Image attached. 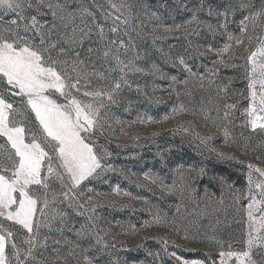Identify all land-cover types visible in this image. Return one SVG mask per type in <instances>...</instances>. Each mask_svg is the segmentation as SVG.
<instances>
[{"label":"snow or ice","instance_id":"1","mask_svg":"<svg viewBox=\"0 0 264 264\" xmlns=\"http://www.w3.org/2000/svg\"><path fill=\"white\" fill-rule=\"evenodd\" d=\"M174 5V9H168L169 15L173 10L183 9L190 11V18L184 23L167 25L157 12H149L148 6L140 0L136 3L110 0L108 8L95 2L85 3V0H0V264H69V257L76 259L75 249L81 247L79 241L90 238L94 243H90L89 248L95 249V255H84L83 264H99L96 257L105 254L111 258L109 245L93 231L96 227L93 223L68 229L75 232L76 242L42 234L41 230L47 229L48 233L55 231L62 236L69 212L56 208L58 202L63 204L67 201L69 209H84L78 213L81 216L95 211L96 205L85 208L83 203H79L78 194L73 190L85 180L109 170L102 168L100 155L91 140L96 133L104 135L108 110L120 103L122 87H130L125 78L127 73L142 71L132 59L126 62L121 58V49L126 56L129 48L134 47L127 29L131 27V21L139 20L141 14L157 21L151 31L142 36L150 38L153 45L168 35L182 33L189 45L186 54L191 52L192 55L203 56L215 53L219 57L206 75L194 72L183 55L171 61L174 67H180L188 74L185 84L194 79L203 89L207 81L209 88L215 86L217 98L220 92L227 91L232 82L229 79L227 84L216 83L221 66L235 68L232 61L238 57L233 50L243 48L246 56L239 58L245 61L241 67L247 81L248 96L245 98L250 100L244 110L247 117L244 126L250 128L251 133L264 135V0H227L223 10L213 8L206 0H197L191 8L184 0H174ZM160 7L167 6L161 4ZM205 12L207 17L215 19V23L211 19L200 18V14ZM237 13L242 14L238 22L239 35L229 31ZM9 15L14 18L5 20ZM49 16L50 23L45 19ZM121 26L125 29L124 35L128 36L127 44L119 38ZM54 31L57 34L55 41L52 39ZM141 32L137 35L141 36ZM201 32L210 33L213 38L224 37L226 42L222 48L208 44L202 49L189 39L200 36ZM93 35L96 47L89 46L82 58L76 48H82ZM229 53L225 60V54ZM96 61L109 67L106 71H98ZM117 72L118 77L111 75ZM152 72L164 78L156 65L152 66ZM92 77L105 81V85L91 87ZM82 81L87 83L82 85ZM171 81L170 87L179 98L180 93L175 88L177 78L173 76ZM81 87L90 90L81 93ZM184 95L190 96L191 92L185 91ZM206 103L213 104V101L201 100L199 109H190L181 103L173 108V113L190 112L193 116L204 113L206 119H211L207 116L210 109H206ZM235 108L236 104L228 103L222 108H215L217 117L214 123L219 121L223 124L226 143L230 137L227 125L232 122ZM188 125V128L181 125V129L185 132L193 129L191 134L194 139L208 147L212 136H201L194 131L190 121ZM241 137L243 147L247 149L253 137L243 133ZM231 142L235 144L237 140L233 138ZM256 149L264 151V140L256 145ZM211 151L216 150L213 148ZM217 158L235 159L223 152L218 153ZM237 163L244 164V161ZM246 167L245 189H237L224 177L212 178L221 189L218 203L224 206L225 223L231 226L227 222L228 208L231 207L233 221L240 225L239 234H233L234 239L227 241L219 238L216 233L221 220L218 218L215 225H208L212 235H208L207 230L202 231L204 226L199 219L189 221L191 237L189 229H185V240L195 241L202 236L217 246L218 255L211 260V264H264V167L253 163H248ZM182 168L181 165L175 170L181 182L177 184L173 181L171 187L163 185L159 177L146 174L144 178L152 184H161L162 190L166 189L168 194H175L179 189L183 196L186 187L192 191L195 189L191 175L194 169L187 170L189 176L185 179ZM196 175L202 178L207 173L201 167ZM55 184L60 186L61 191L54 190ZM225 192L230 196L231 205H225ZM205 197L212 199L207 190ZM91 199L88 198L89 201ZM203 215L197 214L198 217ZM87 219L91 222L95 217L89 215ZM161 219L157 215L151 223L159 224ZM163 242L165 245L168 243L167 240ZM62 247L67 249L66 255H62ZM115 247V244L111 245V248ZM49 252L51 254H47ZM169 256L177 264H205L203 260L183 259L175 252L169 253ZM77 264L81 262L77 260ZM114 264H119V261Z\"/></svg>","mask_w":264,"mask_h":264},{"label":"rangeland","instance_id":"2","mask_svg":"<svg viewBox=\"0 0 264 264\" xmlns=\"http://www.w3.org/2000/svg\"><path fill=\"white\" fill-rule=\"evenodd\" d=\"M93 2L108 8L110 0H85L88 4ZM111 2L119 3L120 0H111ZM129 2L136 3L137 0H129ZM140 2L148 6L149 12H157L163 23L167 25L184 23L191 15L190 11L183 9L173 10L169 15L168 9L175 8L174 0H140ZM184 2L191 8L197 0H184ZM206 2L213 8L223 10L227 0H206ZM161 4L167 7L161 8ZM12 18L14 16L9 15L4 19ZM200 18L211 19L215 23V19L207 17L206 12L201 13ZM241 18L242 14L237 13L235 22L229 25V31L235 35H239L238 22ZM45 19L50 23V16ZM43 22L44 19L41 20V23ZM156 23L157 21L150 20L143 14L140 15L139 20L131 21V27L127 30L133 38L134 47L129 48L126 56L123 54L124 49H121V58L126 62L132 59L135 66L142 71L127 73L125 78L130 87H122L120 103L108 110L105 116L104 135L96 133L91 140L100 155L102 168L109 170L102 171L95 178L85 180L78 189L73 190V193L78 194L79 203H83L85 208L96 205L95 211L85 212L81 216L78 213L84 209H69L67 201L63 204L58 202L55 205L56 208L69 212L67 227L64 228L62 236L55 231L48 233L47 229L41 230L42 234H49L57 239L63 237L76 242L75 232L69 231V228L73 226L79 228L80 225L87 223L95 224L93 231L99 234L105 244L109 245L112 252L111 258L107 254L97 256L99 264H109L110 261L113 264L115 261H119V264H177V261L169 256L171 252H175L186 260L197 259L205 261V264H211V260L217 258V246L202 236L197 237L195 241L185 240L183 237L186 228L189 229V236H192L189 221L199 219L204 226L202 231L207 230L208 235H212L208 225H215L216 219H220L221 224L216 234L225 241L234 239L233 234H239L240 231V225L233 221L231 207L228 208L227 215V222L231 226L228 227L225 223L224 206L218 203L221 199V189L217 181L212 178L224 177L229 183H234L237 189H245L246 165L253 163L264 167V151L256 149V145L264 140V135L251 133L250 128L244 126L247 119L244 110L249 106L250 100L245 98L248 96L247 81L244 68L241 67L245 61L239 58L246 56L243 48L233 50L238 57L232 61L236 65L235 68L221 66L216 83L227 84L229 79L232 82L227 91L220 92L217 98L215 86L209 88L207 81L203 89L200 88L199 81L194 79H189L185 84L188 74L180 67H174L171 61L183 55L194 72L206 75L219 57L215 53H206L203 56L192 55L191 52L186 54L189 45L182 33L168 35L164 40L157 41L153 45L150 38H142V36L143 33L150 32ZM60 31L62 32L63 29ZM105 31H107V25ZM124 31L125 29L121 26L119 38L124 39L127 44L128 36L124 35ZM137 32H141V36H138ZM52 39L54 41L57 39L55 31ZM189 39L193 44L200 45L202 49L208 44L214 48H222L226 42L224 37L213 38L207 32H201L200 36H192ZM95 40L96 37L93 35L82 48L77 46L76 50L81 52L82 58L89 46L96 47L93 43ZM229 55L230 53L225 54L224 59L227 60ZM153 65L161 70L164 78L152 72ZM107 67L109 66H102L100 61H96L98 71H106ZM111 75L118 77L119 73H111ZM173 76L178 81L175 88L180 93L179 98L170 87ZM81 83L84 85L87 82ZM105 83L96 77L91 78L93 88ZM84 90H90V88L81 87V93ZM185 91L191 92V95H184ZM201 100L213 101V104H205L206 109H210L207 111V116L211 119H206L204 113L196 116L191 115L190 112L179 115L173 113V108L181 103L190 109H199ZM225 103L236 104L231 116L232 122L227 125L230 132L227 143L223 124L219 121L214 123L217 117L215 108L217 106L222 108ZM117 120L120 123H116ZM189 121L196 133L201 136H212L208 147L194 139L191 134L193 129L190 128L189 132L181 129V125L188 128ZM241 133L244 136L252 135L253 137L247 149L243 147ZM233 138L237 140V143L231 142ZM213 148L215 152L211 151ZM220 152L234 156L235 159H218L217 154ZM237 161H244V164H239ZM181 165L185 179L189 176L187 170L194 169L191 175L194 177L192 187L195 191L186 187L183 196L180 195L179 189L175 191V194H168L166 189L162 190L161 184H152L150 180L144 178L146 174L159 177L163 185L171 187L173 181L177 184L181 182L180 176L175 171ZM201 167L207 173L202 178L196 175ZM53 188L57 192L61 191L58 184L53 185ZM63 190L67 191V189ZM206 190L211 193V200L205 197ZM89 197L92 198L91 201L88 200ZM224 201L225 205L232 203L227 192L224 193ZM198 213L204 215L198 217ZM89 215L95 217L91 222L87 219ZM157 215L162 218L161 223H151ZM164 240L168 241L167 245L164 244ZM79 243L81 247L75 249L76 259L69 257V264H77V260L83 264L84 255L90 257L95 255V249L89 248L90 243H94L91 238ZM113 244L116 245L115 248H111ZM82 249H88V251L82 252ZM149 252L152 255H148ZM61 253L66 255L67 249L62 247Z\"/></svg>","mask_w":264,"mask_h":264}]
</instances>
